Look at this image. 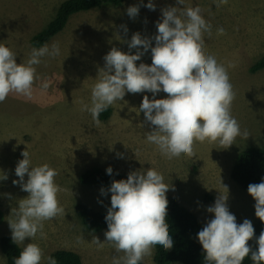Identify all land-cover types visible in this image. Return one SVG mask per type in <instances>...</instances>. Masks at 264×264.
Segmentation results:
<instances>
[{
  "label": "rangeland",
  "instance_id": "obj_1",
  "mask_svg": "<svg viewBox=\"0 0 264 264\" xmlns=\"http://www.w3.org/2000/svg\"><path fill=\"white\" fill-rule=\"evenodd\" d=\"M61 1L0 0V44L16 54L17 63L26 62L33 48L45 44L60 48L59 56L42 57L35 66L39 79L31 99L11 93L0 103V171L7 174V179L0 180V236H11L8 220L14 218L12 210L28 195L19 184H13L14 179H19L14 169L23 158V151L29 153L34 166L47 163L57 171V199L65 212L43 222V238L38 233L34 239L24 241L39 245L43 253L41 264H47V255L55 248L78 251L84 264H113L114 258L125 256L104 241L107 229L90 231L77 215V202L93 210L107 211L110 207L107 186L83 184L78 179L79 173L91 165L127 173L155 169L170 185L166 194L193 212L202 226L214 215L206 208L214 204L219 194H226L222 184L226 185V203L237 224L249 219L254 226L258 219L254 214L255 201L232 179L230 170L242 149L264 145V68L248 70L264 54V0H228L226 4H220V0H184L183 5L177 0H153L155 10L145 7L148 0H123L117 6L106 4L72 13L60 31L43 45L33 47L31 35L54 16ZM133 5L139 11L131 18L126 10ZM168 7H199L211 26V37L205 35L203 52L226 68L235 94L231 115L241 133L248 134L238 136L226 149L218 142L205 141L194 143L193 157L162 155L146 139L153 126L138 109L143 96L153 98L149 92L126 93L123 101L111 105L108 119H99V124L93 122L90 113L81 111L82 103H91V89L100 78L105 54L113 47L134 53L137 49L128 46L132 35L153 37L162 10ZM220 28L224 29L223 34H218ZM141 62L151 63L150 50L136 64ZM44 80H50L51 86L41 92L39 85ZM166 96L159 92L155 98ZM102 188L106 194L101 193ZM96 238L101 244L96 243ZM153 253L142 260L143 264H156ZM0 264H7L1 249Z\"/></svg>",
  "mask_w": 264,
  "mask_h": 264
},
{
  "label": "clouds",
  "instance_id": "obj_2",
  "mask_svg": "<svg viewBox=\"0 0 264 264\" xmlns=\"http://www.w3.org/2000/svg\"><path fill=\"white\" fill-rule=\"evenodd\" d=\"M227 2L220 0V4ZM177 3L183 5L184 0H177ZM145 7L155 10L153 0H148ZM126 11L134 18L139 8L133 5ZM156 29L151 38H142L139 33L132 35L128 46L137 49L134 53L113 47L105 54L104 68L91 89V103H82L81 111L90 113L93 122L99 124L100 114L123 101L126 93H151L153 98L143 96L138 109L153 126V130L146 133V139L168 158L195 156V142H218L226 149L238 136L247 137L231 115L235 94L226 68L215 57L203 52L205 35L211 37V26L201 15L200 8H165ZM223 32V28L218 29V34ZM149 50L151 63L137 65ZM59 55L57 44L51 47L45 44L33 48L26 62L17 63L16 54L0 44V103L11 93L31 99L34 84L39 79L35 66L41 63L42 57ZM50 86L51 81L44 80L39 89L46 92ZM159 92L167 96L156 99ZM22 157L14 169L19 179H14L13 184H19L28 195L18 201V207L12 210L14 218L8 220L12 241L23 245L14 264H41L43 253L39 245L24 241L34 239L38 233L43 238V222L65 215V212L57 199V171L47 163L34 166L27 151L22 152ZM106 172L111 175L113 170L108 167ZM5 179L7 174L0 171V180ZM222 186L226 194H219L214 204L206 208L214 215L196 234L204 260L208 264H242L251 253L253 264H264V230L255 238L258 247L252 251L248 241L254 237L253 224L249 219L237 224L226 203L228 187ZM169 191V183L152 168L144 172L130 171L126 179L111 182L107 189L111 196L105 216L104 241L111 243L116 252L125 253L122 259L114 258L113 264H140L155 249L173 247L165 223L166 193ZM101 193L106 194L103 188ZM247 193L255 201V216L264 222V178L260 183H250ZM96 243L101 244V241L96 238ZM48 264H56V260L49 256Z\"/></svg>",
  "mask_w": 264,
  "mask_h": 264
},
{
  "label": "trees",
  "instance_id": "obj_3",
  "mask_svg": "<svg viewBox=\"0 0 264 264\" xmlns=\"http://www.w3.org/2000/svg\"><path fill=\"white\" fill-rule=\"evenodd\" d=\"M123 0H62L55 11L54 16L45 26L31 35L30 44L33 47L43 45L51 36L60 31L72 13L88 10L102 5H119ZM264 68V54L260 55L248 70L255 72ZM112 112V107L102 112L100 120H106ZM127 172H112L109 175L106 170L99 166L91 165L79 173L78 179L83 184L104 185L109 187L113 180L126 179ZM230 176L243 189L247 190L250 183H260L264 178V145L248 146L242 149L236 156L230 170ZM167 217L165 223L169 234L173 239V247L169 250L155 249L153 260L156 264H168L179 261L181 264H208L204 260L202 246L199 244L196 234L202 229L197 216L180 203L175 197L166 194ZM75 209L81 223L90 231L98 232L107 229L105 216L107 211L93 210L87 205L77 202ZM3 212L0 209V221ZM254 237L248 241L251 250H257L255 238L264 230V222L258 218L254 224ZM0 249L7 264H14V259L22 250L21 245H16L9 235L0 236ZM251 254V253H250ZM250 254L245 257L242 264H253ZM56 260V264H83L81 255L68 248L52 249L47 255ZM140 264H143L141 261Z\"/></svg>",
  "mask_w": 264,
  "mask_h": 264
},
{
  "label": "crops",
  "instance_id": "obj_4",
  "mask_svg": "<svg viewBox=\"0 0 264 264\" xmlns=\"http://www.w3.org/2000/svg\"><path fill=\"white\" fill-rule=\"evenodd\" d=\"M114 172H118V171H114ZM78 252V251H77ZM79 253V252H78ZM81 255V254H80ZM81 258H83L82 256H81ZM82 262H83V259H82ZM84 264V263H83Z\"/></svg>",
  "mask_w": 264,
  "mask_h": 264
}]
</instances>
